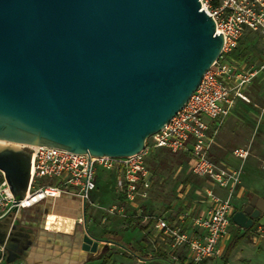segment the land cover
I'll return each mask as SVG.
<instances>
[{"label": "water", "instance_id": "obj_1", "mask_svg": "<svg viewBox=\"0 0 264 264\" xmlns=\"http://www.w3.org/2000/svg\"><path fill=\"white\" fill-rule=\"evenodd\" d=\"M199 0H0V168L14 195L26 196L29 150L46 145L94 156L140 153L148 137L184 105L223 47V34ZM39 206L45 227L52 202ZM232 214L246 229L264 215V197L249 193ZM58 204V205H57ZM79 206L73 210L80 216ZM84 211V202H80ZM0 219V244L11 263L25 258L32 236ZM24 231V229H23ZM76 231L80 256L108 243L87 229ZM37 249L35 262L56 261L57 251ZM54 255V256H53Z\"/></svg>", "mask_w": 264, "mask_h": 264}, {"label": "built area", "instance_id": "obj_2", "mask_svg": "<svg viewBox=\"0 0 264 264\" xmlns=\"http://www.w3.org/2000/svg\"><path fill=\"white\" fill-rule=\"evenodd\" d=\"M199 1L200 9L213 18L216 32L223 34L221 53L184 105L146 140L144 150L127 157H111L53 146L20 144L19 147L32 152L26 196L12 202L14 195L0 168V219L11 213L14 220L23 208L62 192L78 197L85 204L90 190L95 188L96 165L113 173L114 186L123 192L125 200L132 201L136 195L147 197L152 174L143 153L149 148H165L186 154L191 173L211 178L224 194L207 190L205 198L200 199L206 205L195 214L189 207L176 215L151 216L154 221L147 231L148 239L183 264L200 263L219 253L220 242L233 224L232 197L238 174L224 163H216L210 151L235 100H246L243 83L257 72V69L246 72L238 67L229 53L238 46L245 29L258 30L264 39V0ZM233 153L244 159L248 152L243 147H235ZM6 255L4 245L0 244V264H13L5 261Z\"/></svg>", "mask_w": 264, "mask_h": 264}, {"label": "rangeland", "instance_id": "obj_3", "mask_svg": "<svg viewBox=\"0 0 264 264\" xmlns=\"http://www.w3.org/2000/svg\"><path fill=\"white\" fill-rule=\"evenodd\" d=\"M238 44H244L251 49L244 70L248 72L257 69L256 74L242 85L243 94L249 98L247 105L241 109L245 122L242 128L247 135L249 133L250 140L239 147L245 148L248 153L244 159H239L234 155L233 149L237 144L233 142L235 138L233 135L222 143L223 147L216 145L215 136L210 151V156L216 163H224L226 167L235 170L238 174L236 190L232 197L234 211L248 203L250 192L260 193L264 196V95L255 97L251 91L255 88H264V67L261 68L264 63L263 35L258 30L245 29ZM260 76H263L261 81H259ZM230 121L232 124L235 122L233 119ZM240 138L241 136L238 139ZM143 159L152 174L151 188L147 197L136 195L132 201L124 200L123 192L115 188L113 173L96 165L94 180L99 182L96 183L95 188L90 190L89 198L84 204V211L79 209L80 216L77 217L75 233L69 238L72 239L76 231L82 234L86 233L85 229L94 236L102 230L111 229L121 232L122 246L113 242L105 244L99 241L97 250L89 251L88 261L83 264H101L106 256L109 257L106 264H183L170 257L159 245L153 244L147 236V231L151 226L147 228H143V226L151 216L176 215L189 207L193 208L194 214L197 213L200 204L204 203L200 199L205 198L207 190L211 189L221 195L224 194V190H221V187L211 178L191 173L188 156L184 153L171 152L165 148H149L143 153ZM43 206L54 210L59 208L52 202H45ZM71 209L68 213H73ZM23 210L25 209H22L19 214ZM140 216L143 217L137 222L136 219ZM254 222L256 224L249 231L248 236L233 249L227 261L224 260L223 255L228 242L235 233L244 231L234 223L230 224L227 235L222 238L219 253L201 264H264V215L254 219ZM35 230L41 238L46 236V233L41 232L40 228ZM110 239L112 240V238ZM64 240L66 237L60 238L61 243ZM127 242H131L133 245H143L150 253L161 251L164 253V257H155L149 260L137 258L125 249L124 246ZM38 243L42 249L50 251L60 248L57 244L43 242L42 239ZM34 256L35 254L32 253L33 258ZM31 258L29 259L30 263L22 259H16L11 263L46 264L44 261L36 263Z\"/></svg>", "mask_w": 264, "mask_h": 264}, {"label": "crops", "instance_id": "obj_4", "mask_svg": "<svg viewBox=\"0 0 264 264\" xmlns=\"http://www.w3.org/2000/svg\"><path fill=\"white\" fill-rule=\"evenodd\" d=\"M231 57L236 61V64L238 65V67L244 69L245 66L247 65L246 61H239V60L235 59L233 56H231ZM262 77L263 76H260L259 81L263 80ZM251 91H253L252 93H253V96H255V97H261V96L264 95V88H255V89H253ZM245 97H246V100H242L240 98H237L235 100V103H234L229 115L223 121L222 125L220 126V128L218 130V133L216 134V140H217L216 141V145L218 144L219 146L223 147L222 143L226 142V139L229 138L231 135H233L235 137L233 139V142L235 144H237L236 147H239V146H241V144H243V143H245V142L250 140L249 133L247 135L244 132L243 128H242L245 125L244 124L245 122H244V119L242 118L243 111L241 109H243V107L245 105H247L246 104L247 101H249L248 96H245ZM230 119H233L235 122L232 124ZM208 121L211 122L212 120L209 119ZM239 136H241L240 139H238ZM218 141H220V142L218 143ZM98 182H95V187H96V183H98ZM221 190H223V189L221 188ZM258 195H260V193H258ZM260 196H262V195H260ZM64 200H66L65 203L69 201L70 204L73 205L72 209H75L78 206H79L78 209H81L80 208V199L78 197L71 195V196L65 197ZM205 205H206L205 203L200 204L199 211L202 210L205 207ZM65 234H68L69 237H70V235H72L73 233H65ZM69 237H67L66 239H70ZM60 238L61 237H58V236H56L54 234H46L45 237L41 238L44 242H47V243H50V244H53V245L57 244V246L60 247V248H57L56 250H54V251H57V253L55 254V257L57 258V260L56 261H50V262L57 263L58 260H59V264H67L66 263L67 260L68 259H72L74 261H73V263H70V264H76V262L78 261V257L80 256V252H79L80 247L79 248H76V247H73V248H68L67 247L66 248L64 246H60V244H61ZM73 238H75V236ZM141 246H143V245H141ZM46 250H48V249H45V250H42V251L45 253ZM88 253L86 254V260L84 262L88 261L87 260L88 259V255H89ZM84 262H82L81 264H83Z\"/></svg>", "mask_w": 264, "mask_h": 264}, {"label": "trees", "instance_id": "obj_5", "mask_svg": "<svg viewBox=\"0 0 264 264\" xmlns=\"http://www.w3.org/2000/svg\"><path fill=\"white\" fill-rule=\"evenodd\" d=\"M235 50H236V52H235ZM250 52H251V49L248 46H246L244 44H238V46L232 52H230L229 55L233 56L235 59H237L239 61H246L249 58ZM142 217L143 216L138 217L136 219L137 222L140 221ZM153 221H154L153 219H149L148 222L143 227L147 228V227L151 226ZM255 224H256V222H253V225L251 227L244 229V231L242 233H235L232 236L231 240L228 242V244L225 248V252L223 255V258L225 261H227V259L231 255L233 249L245 237L248 236L249 231L254 227ZM238 228L241 229L240 227H238ZM120 233L121 232H119V231H115V230H111V229H109V230L105 229V230H102L100 233L95 234V236L100 238V239H104L107 241H111L115 244L121 245L122 236L120 235ZM108 237L112 238V240ZM124 247L129 253H131L135 257L143 259V260H149V259H153L155 257H158V258L164 257V253L161 251H154L153 253H150L144 246L133 245L131 242H127ZM108 259H109V257L106 256L101 264H106ZM203 261H205V260H203ZM190 264H201V262L200 263H190Z\"/></svg>", "mask_w": 264, "mask_h": 264}, {"label": "flooded vegetation", "instance_id": "obj_6", "mask_svg": "<svg viewBox=\"0 0 264 264\" xmlns=\"http://www.w3.org/2000/svg\"><path fill=\"white\" fill-rule=\"evenodd\" d=\"M246 204H244L241 207V209ZM19 213L17 214L15 219L12 220L13 222L11 225H13L12 227L15 231H18V232L22 231L23 233H27L30 236H32V238H31L32 243L30 244V249L28 251V259H30L32 257V253H36L37 249H40V248L42 249V246L38 243L39 240L41 239V237L39 236V233L35 230V229L39 228L42 211H41L39 206H35V207H31V208L23 210V212L21 214H19ZM23 229H24V231H23ZM75 244H76L75 238H72V239L70 238V239H66V240L62 241L60 246L66 247V245H67L68 248H73V247H76ZM43 250H45V249L43 248ZM20 259H22L23 261H26L25 258H20ZM31 260L35 261V259L33 257L31 258ZM72 261H74V260L68 259L66 263L70 264ZM52 264H59V260L57 263H52Z\"/></svg>", "mask_w": 264, "mask_h": 264}, {"label": "bare ground", "instance_id": "obj_7", "mask_svg": "<svg viewBox=\"0 0 264 264\" xmlns=\"http://www.w3.org/2000/svg\"><path fill=\"white\" fill-rule=\"evenodd\" d=\"M0 144H9L4 140H0ZM17 146L20 144L16 143ZM66 200L59 201V204H63L61 207L63 209H52L49 211L48 215L46 216L45 220V227L48 230L53 232H63V233H74L76 224H77V217L72 214H69L68 211L72 208V204L70 202H66Z\"/></svg>", "mask_w": 264, "mask_h": 264}]
</instances>
